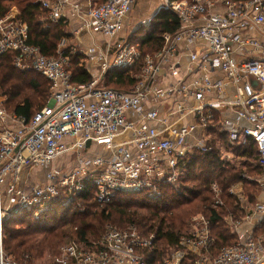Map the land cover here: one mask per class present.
Masks as SVG:
<instances>
[{
    "label": "built area",
    "instance_id": "2783aa9c",
    "mask_svg": "<svg viewBox=\"0 0 264 264\" xmlns=\"http://www.w3.org/2000/svg\"><path fill=\"white\" fill-rule=\"evenodd\" d=\"M139 1L39 0L48 13L45 27L67 24L70 10L80 23L77 35L105 39L88 53L98 72L85 85L72 81L66 39L47 57L29 44L19 10L0 15V56L12 54L16 69L40 74L52 90L31 117L9 112L0 96V264H17L4 246L7 221L26 214L39 219L56 201L69 207L88 189L101 206L118 197L157 199L163 185H177L196 154L239 165L235 149L251 142L264 169V0H160L157 13L174 14L181 27L164 33L157 50L127 35ZM139 64L132 90L105 85L110 71ZM256 181L264 187V177ZM212 191L222 206L216 183ZM229 192L245 213L241 221L225 217L238 242L209 256L210 221L197 215L191 237L161 264H264V232L240 231L264 216V201L251 203L244 182ZM154 244L155 235L135 226L109 227L88 245L61 246L54 264H149Z\"/></svg>",
    "mask_w": 264,
    "mask_h": 264
},
{
    "label": "trees",
    "instance_id": "16d2710c",
    "mask_svg": "<svg viewBox=\"0 0 264 264\" xmlns=\"http://www.w3.org/2000/svg\"><path fill=\"white\" fill-rule=\"evenodd\" d=\"M13 4L19 5L21 19L29 26V44L39 47L47 57L55 56L61 41L69 37L65 30L67 24L61 22L45 27L48 13L42 9L39 0H0V15L8 13ZM180 27L174 14L161 11L153 17L148 28L138 29L132 40L151 50L161 49L164 33H176ZM82 60L83 56L73 55L71 61L72 81L79 85L93 81ZM140 67L139 64L133 69L110 71L105 76V85L116 90H132L137 83L133 75L140 73ZM35 73L16 69L12 54L0 56V93L8 99L6 108L9 112L31 117L47 105L45 98L51 94V83L43 76L45 82L39 81ZM37 97L41 98L38 103ZM235 155L240 158L239 165H227L214 154H196L188 161L177 185H163L157 199L145 195L118 197L112 204L101 208L88 189L69 207L61 200L56 201L53 209L39 219L26 214L9 220L4 226L5 249L17 264H42L47 255L53 258L54 264L60 247L73 239L81 245H88L91 238H100L108 225L119 226V229L135 226L144 236L155 235L154 247L146 254L147 261L161 264L179 248L183 238L191 237L190 220L194 215L202 214L210 221L215 239L208 254L216 257L238 242V235L227 225L225 217L231 215L237 221L245 217L236 197L229 192L231 186L244 182L246 196L253 204L256 195L262 191L256 179L264 177V169L257 165L254 143L237 147ZM214 183L223 192L222 206L215 205ZM263 232L264 219L255 234Z\"/></svg>",
    "mask_w": 264,
    "mask_h": 264
},
{
    "label": "crops",
    "instance_id": "0c3cea01",
    "mask_svg": "<svg viewBox=\"0 0 264 264\" xmlns=\"http://www.w3.org/2000/svg\"><path fill=\"white\" fill-rule=\"evenodd\" d=\"M155 3L158 4V6H157V8H158L160 6V0H141V1H139L138 5L135 7V9L133 10V12L131 14V18L133 19L134 26L138 25L141 21H144V20L146 21V23L142 26H139V28H136V26H135L132 29L133 30L132 34L136 33V31L138 29H140L141 27H145L148 24V22L150 20L152 21L153 17L157 14V13L155 15L153 14L151 19L146 18V19H142L140 21H137L136 16H137V13L140 12L139 9L141 8L142 9L141 11H144V9H146L145 11H148L152 6H154ZM155 11H156V9L154 11H152L150 13V15ZM68 16H69V19H68L67 27L68 28L70 27V29H72V33H75L76 31H78L80 29V23L75 18V16L72 15V11H70V10L68 11ZM135 21H137V22H135ZM78 40H79L80 46L84 47V49L86 51L85 56L87 57L86 61L88 62L86 69L92 74V76L94 78V77H96L97 72H98L97 64L95 63V61L89 60V56L87 54L90 52L91 48L94 46L95 43L102 45L105 42V39L99 35L92 36V35L84 32V33L80 34V37L78 38ZM185 63H187V59L183 58L182 64L184 65ZM260 187H261L262 191L260 194L256 195L255 201H260V200L264 201V187H262L261 185H260ZM263 219H264V216H262V217L261 216H255L251 222L245 223L241 227L240 231L242 233L245 231H255V229L257 228V226L261 223V221Z\"/></svg>",
    "mask_w": 264,
    "mask_h": 264
},
{
    "label": "rangeland",
    "instance_id": "374dc122",
    "mask_svg": "<svg viewBox=\"0 0 264 264\" xmlns=\"http://www.w3.org/2000/svg\"><path fill=\"white\" fill-rule=\"evenodd\" d=\"M157 6H158V4H154V6H152L148 11H145L146 9H144V11H141L142 9L140 8L139 10H140V12L139 13H137V16H136V19H137V21H140V20H142V19H146V18H149V19H151L152 18V15L154 14H156L157 13V11H158V9H159V7L157 8ZM12 9H17V10H19L20 11V7H19V5H17V4H13V5H11L10 6V10H12ZM156 9V11L155 12H153L151 15H150V13L152 12V11H154ZM137 21H135V22H137ZM146 23V21L144 20V21H141L138 25H135L136 26V28H139V26H142V25H144ZM134 26V23H133V19L131 18V22H130V27H127V29H126V31H127V35L128 36H130L131 34H132V32H133V28L135 27ZM146 28V27H145ZM65 30H66V32L68 33V35H69V37L68 38H66V40H67V44H66V49H64L66 52H65V54L66 55H68V56H70V61H72V56L73 55H81V56H83V60H82V64L85 66V67H87V65H88V62L86 61V51H85V49H84V47H82V46H80V43H79V40H78V38L80 37V35H77L76 33L77 32H75V33H72V29H70V27L68 28H65ZM138 31V30H137ZM147 50H151V49H148L147 48ZM88 55V54H87ZM89 60H90V56H89ZM70 71H72L73 70V64H72V62H71V66H70ZM30 72V71H29ZM137 75H139V73L138 74H134L133 75V77L135 78ZM39 81H41V82H45V80L42 78V76H40V75H38V74H36L35 73V75H34ZM51 95V94H50ZM50 95H49V97H48V99H47V97L45 98V101H46V104L48 103V101H49V98H50ZM0 96L1 97H3L5 100H6V105H8V99H7V97L5 96V95H3V94H1L0 93ZM41 101V98L40 97H37L36 98V102L38 103V102H40ZM100 207L101 208H104V206H101L100 205ZM84 209V208H83ZM200 215H202V214H200ZM195 216H197V215H194L193 217H195ZM193 217L191 218V220H190V233H191V230H192V222H193ZM109 227H114V228H118L119 229V226H116V225H108L106 228L108 229ZM107 229L105 230V231H107ZM104 233V232H103ZM102 233V234H103ZM99 238V237H98ZM97 237H93V238H91L90 239V242H92V241H96L97 239H98ZM75 239H73V240H71V241H74ZM71 241H69V242H71ZM69 242H67V243H69ZM66 244V243H65ZM7 255H8V253H7ZM10 259H12V258H10ZM52 261H53V258L50 256V255H47L46 256V258L43 260V262H42V264H52Z\"/></svg>",
    "mask_w": 264,
    "mask_h": 264
},
{
    "label": "water",
    "instance_id": "95a60500",
    "mask_svg": "<svg viewBox=\"0 0 264 264\" xmlns=\"http://www.w3.org/2000/svg\"><path fill=\"white\" fill-rule=\"evenodd\" d=\"M253 81V80H252ZM253 83L256 85V83L253 81Z\"/></svg>",
    "mask_w": 264,
    "mask_h": 264
}]
</instances>
